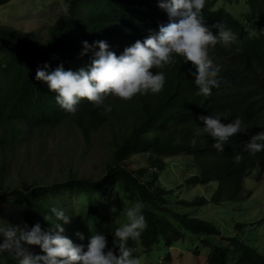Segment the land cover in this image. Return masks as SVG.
Returning <instances> with one entry per match:
<instances>
[{"label":"trees","instance_id":"16d2710c","mask_svg":"<svg viewBox=\"0 0 264 264\" xmlns=\"http://www.w3.org/2000/svg\"><path fill=\"white\" fill-rule=\"evenodd\" d=\"M8 1L0 0V4ZM218 1L205 0L203 23L214 35L217 22L236 34L234 42H217L209 51L220 66L218 87L212 88L207 97L197 95L191 61L176 56L174 64L150 69L165 73L164 86L158 93L136 94L129 100L109 96L106 103L112 109L108 113L82 98L77 113L67 114L55 102L46 82L34 78L35 71L44 62L49 70L58 63L72 70L90 63L95 48L79 55L81 40L90 44L105 40L110 50L119 54L168 22L157 0H74L71 14L55 18L46 39L0 24V40L7 42L4 57L0 56V206L5 205L0 213L8 215V225L3 227L39 222L42 229H47L50 222L43 217L49 214L50 206L62 207L70 214L69 222L62 223L63 235L73 243L86 244L92 233L104 232L110 246L111 233L121 224L116 218L121 212L106 208L108 190L116 186L118 196L128 198L130 205L135 201L143 205L145 228L126 244L140 261L153 264L151 256L155 252L166 253L167 246L187 236L199 239L198 247L190 250L205 251L206 264H264V252L239 233L243 223L233 225L236 231L232 236L224 235L207 210L214 202L239 200L245 178L255 170V177H259L264 170V149L252 154L244 148L249 136L264 130V0ZM232 3L235 6H227ZM216 113H227L228 118H220L223 123L240 116L247 125V132L231 136L221 152L212 148L208 134L197 136L194 132L203 126L198 115ZM62 123L78 126L86 143L89 132L105 129L100 134L107 136L110 149L105 173L96 180L70 174L46 185L33 183L29 191L23 185L7 186L8 165L23 143L26 126L42 133ZM237 153L241 156L238 163L233 161ZM132 155H141L144 161ZM174 156H181V160L186 157L189 161L183 162L184 168L194 169L184 184L206 185L211 192L209 199L200 194L193 199L178 198L176 191L181 185L174 189L156 185V172ZM71 195L78 207L72 204ZM76 231L84 234V240L74 235ZM20 247L33 253L41 251L34 244L22 242ZM16 259L14 250L0 253V264H16Z\"/></svg>","mask_w":264,"mask_h":264},{"label":"clouds","instance_id":"9594fccd","mask_svg":"<svg viewBox=\"0 0 264 264\" xmlns=\"http://www.w3.org/2000/svg\"><path fill=\"white\" fill-rule=\"evenodd\" d=\"M157 4L167 13L168 22L158 25V30L142 40L137 39L124 47L119 54L110 50L105 40H94L91 44L81 40L79 55L95 48L90 63L76 70L65 69L58 63L49 70L48 63L44 62L42 67H37L34 78L46 82L47 88L54 93L55 102L69 115L77 113L82 98L102 113H108L112 109V105L106 103L109 96L129 100L136 94L158 93L164 86L165 73L150 69L172 65L176 56H181L183 61H191L196 94L207 97L211 89L219 85L220 68L209 51L217 42L225 45L234 42L236 34L220 22L213 25L218 31L215 35L212 33L201 18L205 0H157ZM221 117L228 118L227 113L198 115L203 126L194 130L197 136L208 134L213 141L212 148L217 152L223 151L231 136L247 132V125L240 116L227 123L221 122ZM244 148L252 154L264 149V130L249 136ZM240 159L239 153L233 156L236 163ZM142 207V202L135 201L125 209L126 222L114 228L111 245L107 246L104 232L92 233L86 244L73 243L62 234V223L69 222L70 214L62 207L50 206L49 214L43 217L50 222L47 229H42L39 222L31 226L23 223L22 226L0 227L3 236L0 253L14 250L16 264H141L126 244L145 228ZM74 235L84 240L83 233L76 231ZM21 242L38 245L41 251L33 253L22 249Z\"/></svg>","mask_w":264,"mask_h":264},{"label":"rangeland","instance_id":"374dc122","mask_svg":"<svg viewBox=\"0 0 264 264\" xmlns=\"http://www.w3.org/2000/svg\"><path fill=\"white\" fill-rule=\"evenodd\" d=\"M73 1L9 0L5 4H0V24L32 32L37 38L46 39L54 19L60 14H71L69 9ZM237 1L243 2V0ZM227 6H235V3ZM5 44H7L6 41L0 40L1 57H4L3 52L6 51ZM7 52H9L8 49ZM26 128L23 143L15 151L8 165L5 177L7 186L20 188L23 185L25 190L29 191L33 183L46 185L52 181L64 180L70 174L96 180L105 173L110 149L106 141L107 136L100 135L105 132L104 128L100 127L89 132L88 143L76 125L62 123L55 128L45 129L42 133L37 132L36 128L32 130H29V126ZM132 158L139 162L144 161L141 155H132ZM181 158V156H174L166 159L164 168L155 174L156 185H165L171 189L181 185L176 191L178 198L193 199L200 194L205 199H209L211 192L206 185L197 184L189 187L184 184L185 178L194 172V169H185L183 162L189 160L186 157L182 160ZM68 169H71V172ZM255 175L256 170L245 178L239 200L214 202L211 207H207V210L210 212V218L217 220L224 235L232 236L236 231L233 225L236 222L243 223V227L238 230L239 233L246 236L251 245L264 252V171L259 177ZM108 192L106 208L109 212L114 209L119 210L121 216L118 215L116 218L120 219L121 223L126 222L124 211L130 206L129 199L119 197V189L116 186L110 187ZM69 198L72 204L79 206L78 202L73 201L72 195ZM4 206H0V210H3ZM174 206L177 207L176 204ZM202 216H205L204 213ZM6 217L8 215L2 211L0 227L4 226ZM182 240L184 241H176L167 246L166 253L155 252L151 256L154 260L153 264H206L205 251L190 250L192 247H198L199 239L194 241V237L190 239L184 236ZM203 246L200 245V248ZM164 255L168 257L164 258ZM141 264H149V261L141 260Z\"/></svg>","mask_w":264,"mask_h":264}]
</instances>
